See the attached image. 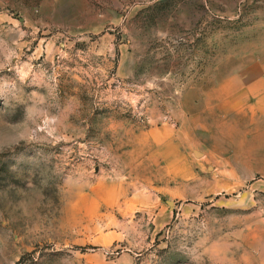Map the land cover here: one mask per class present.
<instances>
[{
	"label": "rangeland",
	"instance_id": "374dc122",
	"mask_svg": "<svg viewBox=\"0 0 264 264\" xmlns=\"http://www.w3.org/2000/svg\"><path fill=\"white\" fill-rule=\"evenodd\" d=\"M0 264H264V0H0Z\"/></svg>",
	"mask_w": 264,
	"mask_h": 264
}]
</instances>
